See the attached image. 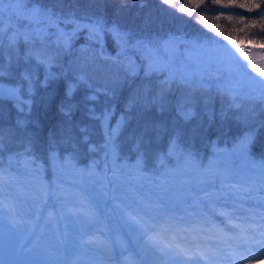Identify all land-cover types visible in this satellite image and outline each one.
Here are the masks:
<instances>
[{"label": "trees", "instance_id": "1", "mask_svg": "<svg viewBox=\"0 0 264 264\" xmlns=\"http://www.w3.org/2000/svg\"><path fill=\"white\" fill-rule=\"evenodd\" d=\"M23 6L28 9L36 7L54 14L55 25L48 26L52 29L58 30L60 25L68 32L74 25L65 21L76 19L83 23V16L99 14L102 11L109 26L116 20L130 33L129 43L140 40L150 48L147 43L149 41L154 49V46L162 44L168 35L175 36L171 38V44L172 41L178 43V55H170L168 62L159 61L152 55L154 63L166 66L160 71H148L144 59L148 54L145 47L139 48L135 42L123 49L118 57L131 56L134 61L128 62L132 67L136 66V69L131 72V76L129 72L117 74V81L113 86L102 87L100 90H96L94 86L98 81L95 73L71 69L67 65L68 58L74 61L75 58L88 60V57H94L91 50L87 51L79 46L83 41H87L99 47V43L88 38L86 29L80 30L81 38H85L68 49L55 46L52 53L41 55L40 58L49 65L45 70L34 69L31 59L34 49L30 52L32 57L28 58V62L20 58L17 62L6 61L8 57L0 49V71L5 73L0 77V83L17 87L20 100L25 102L20 110L16 106V100L0 98V170L9 175L24 177L47 175L48 164L57 166L62 172L67 169L79 171L78 187L87 194L91 205L96 209V221H99L95 226L85 224L80 237L74 235L71 230L70 236L62 241L58 240L52 229L42 231L34 250L44 254L47 259L44 263L56 259L60 264H91L96 256L103 261L115 258L122 253V247L125 250L141 252L150 260V255L144 248L148 243L147 239H141L140 233L125 218L117 222L122 232L121 244L118 247L108 244L106 248H101L83 244L88 242L87 234L94 230L99 233L101 225L106 226L113 222L110 203H122L128 208L142 212V201L143 204L150 205L153 214L159 211L156 204L162 203L163 211H171L181 218L182 222H191L193 219L188 215L191 212L190 205L204 198L205 192L217 193L219 196L218 201L210 207L220 209L228 206V210H231L233 203L241 210L254 207V199L234 201L229 191L222 187V182L252 187L255 191L249 194L251 197L256 200L264 198V184H253V178L258 174L257 161L264 159L263 109H260L262 118H259L257 127L251 123H243L233 103L232 107L229 105V111L223 114L227 91L218 83L227 85V79L232 73L238 79L252 81L240 76L231 61L228 66L225 65L228 58L223 49L220 53L224 55L225 62H219L217 73L213 74L219 79L209 76L205 77L204 84L192 83L193 95L198 105L193 116L185 119L182 114L172 110V107L159 103L157 95L154 99L158 104L153 100L147 103L144 100V88H149L150 94V87L154 88L164 78L168 79L167 83L176 87V94L183 90L184 80L181 72L176 76H173L172 72L168 73L173 66L181 65L178 64V57L191 62L199 69L198 75L202 76V68L192 61L199 56L197 51L200 48L195 43L200 44L201 49L214 48L215 51L219 46L210 43L207 35L214 36L217 41L222 40L220 36L209 32L203 25L196 24L192 17L168 10L159 0H127V6L124 8H121L118 0H25ZM3 7L8 10L7 0ZM207 7L211 9L212 6ZM117 9H120L119 15L116 14ZM224 11L225 15L231 14L235 17L244 14L247 18L256 19L257 26L240 31L242 25L229 21L224 16L219 21L212 19L219 15V12L213 10L206 12L203 19L219 28L241 47L250 48L264 43V33L260 32L255 12L245 13L241 9ZM3 20L8 29L9 23L5 15ZM12 23L17 27L13 30L18 29L20 32L32 31L41 26L30 24L26 20L18 21L14 17ZM45 26L47 25L43 27ZM223 43L228 48H233L228 41ZM16 44L22 55L25 52L24 40L20 39ZM119 48L111 36L105 35L102 51L115 52ZM93 53L99 58L107 59L99 50ZM155 53L162 59L163 56L167 57L163 48ZM61 58L63 59L60 60ZM211 63L213 66L212 59ZM224 67H227V70H224ZM25 76L29 79H24ZM68 84L75 86L71 97L65 95ZM205 87L210 91L203 93ZM103 89H106V92H103ZM131 97L134 99V105L125 108ZM202 100L205 105H201ZM69 105L72 106L70 111L67 110ZM114 105L116 107L112 111L110 124L120 112L124 114L116 138L107 139L101 120ZM171 106H174V102ZM62 108L65 111H62ZM253 122L255 123L256 119ZM247 132L254 133V140L250 155L245 158L243 165H239L238 157L233 151L237 140ZM112 156L116 165L115 179L111 172ZM53 157L56 159L53 160ZM93 163L98 165L102 177L88 175ZM209 165H212V173L207 171ZM105 172H111V177L104 175ZM224 177L228 179L225 180ZM16 181L0 184V202L4 203L7 198L14 201V211L5 209L2 214L0 212V242L18 247L22 242L25 225L22 220H12L16 214L25 215L30 212L27 205L32 201V197L30 192L17 186ZM103 181L106 185H103ZM105 187L108 190L106 188L104 191ZM205 212L210 220L224 223L223 217L213 215L207 209ZM238 215H244L243 211L238 212ZM116 217L119 218L118 215ZM73 241H76L75 244ZM92 246L97 248L99 253H95Z\"/></svg>", "mask_w": 264, "mask_h": 264}, {"label": "rangeland", "instance_id": "2", "mask_svg": "<svg viewBox=\"0 0 264 264\" xmlns=\"http://www.w3.org/2000/svg\"><path fill=\"white\" fill-rule=\"evenodd\" d=\"M16 6V4H12L13 8H15ZM43 28L46 35L42 39H37V37L33 36L30 43H25V52L20 55L21 53H19L18 44H16V46L15 44L14 46L9 44L7 38L9 32L5 27V39L3 44L0 45V49H2L7 55L8 58L6 61L13 60L14 62H17V59L20 58L22 61L28 62V58L32 57V54H30V52L34 49V56L31 58L34 62V69L38 70L40 68L45 70L49 66L47 61L46 63H41L40 60L36 58L37 55L41 56L43 54H50L52 53V49L55 46L68 49L72 44H76L77 41L85 38L83 36L81 38L80 29L79 31H76L74 33L71 44L68 46H64L63 44L58 42V40L60 39L58 32L73 33L74 26L68 32H65L62 26L60 29V25H58V30L52 29V27L48 26H45ZM148 42L149 41H147V43ZM177 44L178 43H176V41H172L171 47L168 50L171 53V56L172 54L178 55ZM79 46L86 48L87 51L91 50V54L94 57H88V60L84 58H75L74 61L68 58L67 65L71 67V69L77 68L83 70L84 72L89 71L91 74L95 73L94 75H96V78L98 80L97 83H94L96 90H100L102 89V87L107 88L109 87V85L113 86L117 81L115 80L117 74L120 75V73L126 74V72H129V76H131V72H134V70L136 69V66L132 67L128 62L134 61L131 56L118 57L119 52H122V50H119V52L115 51L113 55L107 56V59H105L99 58L97 54L93 53L99 50V47L97 48V46L92 45L91 42L83 41ZM139 48L142 47L139 46ZM213 50L214 48L202 49L201 53L195 60L211 65V59L214 54ZM245 51L247 52L248 56L251 57V60L254 63L256 69L254 70L252 67H249L248 72H258L259 70H264V48H261L260 46H254L245 48ZM104 53L108 52L104 51ZM238 55H240L239 52ZM165 57L166 56H163V58ZM192 57L195 58L194 55H192ZM62 59L63 58H61L60 60ZM241 59L244 60V63H248V60L245 59L242 55ZM218 60H220V62H224V55L222 53H219ZM177 61L178 64L181 65L173 66V69L168 71V73L170 74L172 72L173 76H176L179 71L181 72L180 75H182V80H184L183 90L176 94V92L174 91L176 90V87L174 85H171L170 83H167L166 81H168V79L164 78L163 81L156 84L157 86H155L154 88L150 87V94H148L149 88H144V100L146 103L149 100H153L156 104H158L156 102L157 99L159 103L165 105L166 107H172V110L179 112L184 117L185 114L189 113V117H191L196 113V109H198L197 99L194 98L195 96L193 95L192 83L199 82L204 84L206 80L205 77L208 78L209 76L215 77L216 79L219 78L209 72L201 73L202 76H199V69L192 65L191 62L183 60L181 57H178ZM224 68V70H227V67ZM49 73L51 74V71H49ZM231 75L232 76L227 79V86L234 91H227L229 95H227L226 93V98L224 99L225 108L223 109V114H226L229 111V105L231 106V103H233L234 107L239 111L240 118L243 119L242 122L251 123L253 126L257 127L260 121L259 118H262V116H260V109H263L264 114V98H261V94L264 93V86L256 84L253 81H246L241 78L238 79L234 73H232ZM221 87L225 88V85ZM212 90L214 91V89ZM102 91L106 92V89H103ZM147 95H150L152 97H147ZM156 95L157 98L155 97L156 99H154V96ZM93 96H95V93L93 94ZM233 96L236 97L235 101L233 99ZM205 101H207V99H205ZM173 102L174 106H171ZM24 103L25 102L23 100H20V98L19 100H16L17 108L22 110V106ZM235 104H238L239 108L236 107ZM131 105H134V99L132 97L129 100L128 106H125V108H128L129 106L131 107ZM201 105H205L204 100L201 101ZM115 107L116 106L114 105L110 112L105 113V116L107 117L106 119L103 118L101 120L102 128L107 139H109L110 137H112L113 139L116 138V133L118 132L120 126L119 123L123 118L124 112H120V115L115 118L114 122L112 124L109 123L111 115L113 113L112 111ZM255 119L256 122L254 123L253 120ZM262 120H264V118ZM233 152L238 157L237 162L239 163V165H243L245 163V158L239 156L235 151ZM114 160V156H112L110 158V164L112 165V170L115 169L116 171ZM262 163H264V159L257 161L258 174L253 178L254 185L258 184V182L260 184H264V168H261L259 166ZM48 167L49 169L47 175H33L30 177H24L22 175L18 176L15 174L9 175L0 170V172H3V175L7 177V179L0 181V184L2 182H11L17 180V186L19 185L22 190L30 192L32 197V201L27 205L30 209V212L25 215L16 214L14 220H12H22L24 222L25 232L22 236V242L18 245V247L16 245H5L4 243L0 242V264H60L58 261H56V259H53L49 263H44V261L47 260L45 259L44 254L34 250L37 238L42 233V231H46V229H52L58 240L62 241L70 236L71 230H73V232L75 233L74 235L77 234V236L80 237L82 235L81 230L85 229V224H88L89 226H95L99 222L96 221V209L91 205L87 194L78 187V182L80 181L79 171L67 169L66 171L62 172L57 166H53L51 164H48ZM90 171L93 173H98V175H93L95 177L103 176L96 163H93L91 165ZM111 172H105L104 175H109V177H111ZM104 184L106 185V183H104L103 181V185ZM41 188H43L44 192L47 193V195L41 194ZM106 188L107 187L104 188V191L106 190ZM103 194L104 193L102 192V195ZM13 208L14 201H12L10 198H7L4 203L0 202L1 214L5 209L10 210L11 212L14 211ZM110 208L112 209L111 215L114 217L113 222L106 226L101 225L99 228V233H95L94 230L87 234L86 238L88 239V242H83V244L88 243L89 245L92 244L96 247L101 248H106L107 246H109L108 244H110L112 247H118L121 244L122 232L120 231V226L117 225V222L118 220L122 221V218H125L129 224H132L131 221H129L126 213L131 212L133 215H135L137 210L128 208L122 203H110ZM257 211H261V209H257ZM50 214L52 215L50 216ZM117 215L119 218L116 217ZM211 222L221 228H224L225 226V221L224 223H220L216 220H211ZM179 225L180 227L185 228L200 227V225L193 223V221L184 223L180 221ZM132 226L138 231L135 225L132 224ZM204 227L207 228L208 225H204ZM225 231H228V229L225 228ZM150 234L151 233H149V235ZM140 236L141 239L146 238L145 236L141 235V233ZM101 241L106 242L107 246L105 247V244L101 243ZM73 242L75 244L76 241ZM209 243H214V241H209ZM93 248L95 249V253H99L97 248ZM144 248L149 253L150 260L146 256L142 255L141 252L137 253L133 250H125V248L122 247V254L117 255L116 258L106 259L103 261L96 256L91 264H127L129 258L134 260L136 264H153L155 260L160 259V253L156 252L151 246L147 248L144 246ZM21 256L23 257L21 258ZM258 264H264V258L259 259Z\"/></svg>", "mask_w": 264, "mask_h": 264}, {"label": "snow or ice", "instance_id": "3", "mask_svg": "<svg viewBox=\"0 0 264 264\" xmlns=\"http://www.w3.org/2000/svg\"><path fill=\"white\" fill-rule=\"evenodd\" d=\"M9 7L7 14L9 15L8 24V41L10 45H14L23 39L25 43L31 42V37L35 36L37 39H42L46 33L43 27H39L32 31L20 32L18 29H14L12 24V18L19 20H26L30 24L36 25H55V17L50 11H42L40 9L32 8L28 9L22 7L25 0H8ZM121 8L127 6V0H118ZM161 5L168 7V10L175 11L184 14L186 17H192L193 21L198 25H203V28H207L209 32L216 33L222 38L221 41H217L212 35H207V39L212 44H217L223 49V52L231 61H234L236 66L244 72L246 76L254 83L264 86V80H258L248 72V68L252 67L254 70L255 65L248 56L244 47L236 44L234 40H230L228 35L219 28L214 27L213 24L207 23L203 17L209 10L219 12V15L212 17V19L219 21L222 16L229 21H235L243 27L239 29L243 31L257 26L256 19L247 18L246 15L241 14L233 16L231 14L225 15L224 10L228 9H241L245 13L255 12L259 21V29L261 33H264V0H159ZM5 0H0V45L3 44L5 39V26L3 17L6 14L3 5ZM12 4H16L15 8ZM211 5V9L207 7ZM260 10V11H256ZM120 9H117L116 14L119 15ZM195 13V15H193ZM84 22L81 23L76 19L65 21L74 25L73 33L58 32L60 39L59 43L64 46L71 44V40L76 31L80 29H86L88 32V38L95 40L103 47L105 35L111 36L113 42L117 47L123 48L129 43L130 33L124 30L116 20L108 25V21L101 11L99 14L85 15L81 18ZM223 41H228L233 45V48H228ZM137 46L145 47L147 55L144 57L148 71H160L165 69V65L156 64L152 59L153 48H147L141 41L136 42ZM171 47V39L165 41L162 44L155 45V51H159L163 48L165 51ZM246 47V46H245ZM261 48H264V43L260 44ZM233 49H236L235 51ZM237 52L240 55H237ZM241 55L248 60V63H244L241 59ZM41 63H46L45 60H41L40 56L36 57ZM5 73L0 71V77H3ZM258 75L264 77V70H259ZM24 79H29L25 76ZM55 79V77H53ZM225 90L232 92L233 89L228 88L225 85ZM75 91L73 84H68L65 89V95L71 97ZM19 89L12 87L4 83H0V98H7L10 100H19ZM261 98H264V93L261 94ZM235 101L236 97L233 96ZM239 107L238 104H235ZM71 105L67 110H71ZM65 111V109H61ZM189 114H185V119H188ZM107 117L105 116L104 119ZM254 140V133L247 132L242 135L236 142L234 151L242 158H247L251 152V145ZM56 158L53 157V160ZM264 168V163L259 165ZM207 171L212 173V165H209ZM98 173L88 172V175H94ZM115 169L112 170L113 179L116 178ZM219 176V173H215ZM7 179L0 172V181ZM225 180L228 177H224ZM222 187L226 188L233 200L236 202L242 201L245 198L254 199V207L249 209H238L237 204L233 203L228 210V206L224 208H214L210 205L215 204L219 196L217 193L205 192V196L202 199L196 200L190 205L191 212L188 213L193 219V223L200 225L196 227H180L179 221L181 218L176 217L171 211H163L164 205L157 203L156 207L159 210L156 214L150 211V205H141L143 211H137L135 215L131 212L126 213L129 221L136 226L141 235L147 239L145 247L151 246L156 252L160 253V259L155 260L153 264H258L259 259L264 258V198L256 200L249 194L255 191L252 187H242L240 184L223 183ZM264 191V189H262ZM41 194L47 195L41 188ZM205 209L211 211L213 215H219L224 218V228L219 227L211 222ZM256 209H261L257 211ZM243 211L244 215H238V212ZM52 214H50L51 216ZM239 221V222H238ZM204 225H208L207 228ZM225 228L228 231H225ZM149 233H151L149 235ZM214 241V243H209ZM105 246L106 242L101 241ZM127 264H136L134 260L129 258Z\"/></svg>", "mask_w": 264, "mask_h": 264}, {"label": "water", "instance_id": "4", "mask_svg": "<svg viewBox=\"0 0 264 264\" xmlns=\"http://www.w3.org/2000/svg\"><path fill=\"white\" fill-rule=\"evenodd\" d=\"M5 16H6V19H7V21H8V23H9V15L7 14V11L5 10ZM82 22H84V21H82ZM13 24V23H12ZM14 25V24H13ZM44 25H41L40 27H43ZM14 27L15 28H17L15 25H14ZM60 29H61V26H60ZM173 37H175L174 35H168V36H166V38H165V41H169L170 40V38H173ZM137 41H140V40H137ZM137 41H135V42H137ZM135 42H131V43H129L127 46H125V47H123V48H119L118 50H116V51H119V50H123V49H126V48H128L129 46H132ZM198 47H200V44H198V43H195ZM148 45H149V47L150 48H153L152 47V45L148 42ZM221 48L220 47H218L216 50H215V54H214V67L213 68H210V70L211 71H215L216 70V68H217V56H218V51L220 50ZM164 50V49H163ZM100 52H102V51H100ZM164 52H166L167 54H168V58H169V56H170V53H169V51L167 50V51H165L164 50ZM199 52H201V50L199 51ZM105 56H110V55H113L114 54V52L113 53H104V52H102ZM153 55L154 56H156V53H155V51L153 50ZM157 59L159 60V61H164V60H162L161 58H159V57H157ZM198 65H201V66H203L204 68H208L206 65H203V64H198ZM236 65V64H235ZM237 69H238V72H239V74L240 75H242L243 77H246V78H248V76H246L245 74H244V72L242 71V70H240L238 67H237ZM253 77H256V79H258V80H260V79H264V77H260L259 75H258V73H256V74H251Z\"/></svg>", "mask_w": 264, "mask_h": 264}, {"label": "flooded vegetation", "instance_id": "5", "mask_svg": "<svg viewBox=\"0 0 264 264\" xmlns=\"http://www.w3.org/2000/svg\"><path fill=\"white\" fill-rule=\"evenodd\" d=\"M231 62H234V61H231ZM226 63L228 64L229 63V60L228 61H226ZM205 70H207V71H209V72H211L210 70H209V67L208 68H204ZM212 74H214V73H216V71H214V72H211Z\"/></svg>", "mask_w": 264, "mask_h": 264}, {"label": "bare ground", "instance_id": "6", "mask_svg": "<svg viewBox=\"0 0 264 264\" xmlns=\"http://www.w3.org/2000/svg\"><path fill=\"white\" fill-rule=\"evenodd\" d=\"M143 264H145V263H143Z\"/></svg>", "mask_w": 264, "mask_h": 264}]
</instances>
